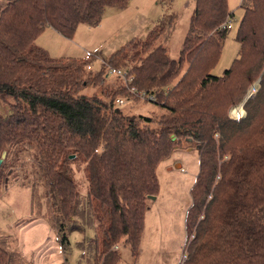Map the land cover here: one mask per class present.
<instances>
[{"label":"trees","instance_id":"obj_1","mask_svg":"<svg viewBox=\"0 0 264 264\" xmlns=\"http://www.w3.org/2000/svg\"><path fill=\"white\" fill-rule=\"evenodd\" d=\"M129 1L0 0V197L13 183L31 189L33 216L18 224L48 219L65 251L88 221L94 264H118L121 245L137 260L159 164L196 147L183 264H264V0H242L240 53L223 75L212 70L230 31L223 24L235 16L228 0H195L177 57L159 43L173 12L99 68L92 57H53L38 44L46 27L71 37ZM108 65L132 80L109 84ZM258 79L246 115L232 118ZM133 87L155 93L164 113L122 111L117 98L140 100ZM15 241L0 230V264H33Z\"/></svg>","mask_w":264,"mask_h":264},{"label":"rangeland","instance_id":"obj_2","mask_svg":"<svg viewBox=\"0 0 264 264\" xmlns=\"http://www.w3.org/2000/svg\"><path fill=\"white\" fill-rule=\"evenodd\" d=\"M241 2L242 0H228L229 8L235 13L232 18L233 28L225 39L220 60L212 70L215 75H223L239 56L240 44L236 36L244 15ZM194 9L195 0H130L124 8L107 7L98 25L81 23L71 37H65L55 29L46 27L37 41L53 57L86 59L92 57L95 64L94 66L92 63V67L99 68L105 57H109L133 37L137 39L147 37L165 14L173 12L177 19L161 35L159 43L165 44L171 55L177 57ZM109 67L114 66L108 65V69ZM116 78L125 80L110 75L109 84L114 85ZM256 82L260 87L261 79ZM243 102L245 103V99L240 104ZM236 106L238 105L230 108L229 115ZM119 107L122 111H130L137 115L154 116L164 113L163 108L156 103L141 99L136 101L125 99ZM173 138H176L175 135ZM199 168L197 148L185 145L176 148L169 158L159 164L157 173L160 189L158 196L149 201L141 254L134 260L131 251L121 245L122 258L118 264L184 263L187 242L186 216L193 202L191 189ZM81 190L85 191L83 182ZM31 194V189L13 183L0 197V230L16 235L18 241H15V245L26 260L33 264H94L93 248L90 245V238L94 232L88 221H85L87 226L85 233L79 231L71 233V244L67 251L58 240L57 229L51 226L48 219L38 218L27 224H18V221L33 216ZM45 212L46 206H43L42 213Z\"/></svg>","mask_w":264,"mask_h":264},{"label":"built area","instance_id":"obj_3","mask_svg":"<svg viewBox=\"0 0 264 264\" xmlns=\"http://www.w3.org/2000/svg\"><path fill=\"white\" fill-rule=\"evenodd\" d=\"M223 28H226V29H232L233 28V22L232 20L228 19L225 24H223ZM89 68H91V66H88ZM108 73L110 75H116V76H120L124 79L127 80V73H126V70H122V69H118V68H114V67H109L108 69ZM129 80H132V78H128ZM258 82L254 83L249 91H248V94L247 96L245 97V101L248 99V98H252L255 96V94L257 93L258 89H259V83L257 84ZM132 92L135 94V96L139 97L141 100H145V101H151V102H154L157 100V97L155 95V93H146L144 91L142 92H139L136 90V88H132L131 89ZM125 101V98L123 97H119L116 99V105L117 106H120L124 103ZM246 115V110H245V107H244V102L242 104H239L238 106H236L232 111H231V114L230 116L234 119H241L242 117H244ZM185 255L183 256V261L186 259L187 257V253H184ZM182 261V262H183Z\"/></svg>","mask_w":264,"mask_h":264},{"label":"water","instance_id":"obj_4","mask_svg":"<svg viewBox=\"0 0 264 264\" xmlns=\"http://www.w3.org/2000/svg\"><path fill=\"white\" fill-rule=\"evenodd\" d=\"M6 154H7L6 151H4L2 154V158L0 159V165L2 164L4 158L6 157ZM176 166H178V165L176 164Z\"/></svg>","mask_w":264,"mask_h":264}]
</instances>
